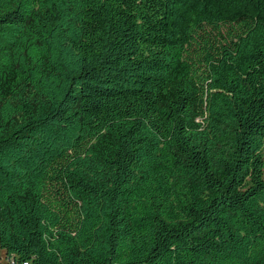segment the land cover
<instances>
[{"label": "trees", "instance_id": "16d2710c", "mask_svg": "<svg viewBox=\"0 0 264 264\" xmlns=\"http://www.w3.org/2000/svg\"><path fill=\"white\" fill-rule=\"evenodd\" d=\"M7 264H264V0H0Z\"/></svg>", "mask_w": 264, "mask_h": 264}, {"label": "rangeland", "instance_id": "374dc122", "mask_svg": "<svg viewBox=\"0 0 264 264\" xmlns=\"http://www.w3.org/2000/svg\"><path fill=\"white\" fill-rule=\"evenodd\" d=\"M0 264H7L4 251L0 248Z\"/></svg>", "mask_w": 264, "mask_h": 264}]
</instances>
